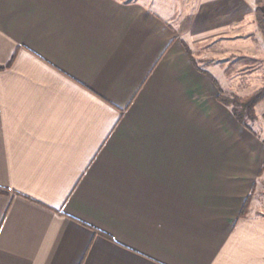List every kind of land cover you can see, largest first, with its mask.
I'll return each instance as SVG.
<instances>
[{
  "label": "crops",
  "instance_id": "1",
  "mask_svg": "<svg viewBox=\"0 0 264 264\" xmlns=\"http://www.w3.org/2000/svg\"><path fill=\"white\" fill-rule=\"evenodd\" d=\"M258 8L0 0V264H264Z\"/></svg>",
  "mask_w": 264,
  "mask_h": 264
},
{
  "label": "trees",
  "instance_id": "2",
  "mask_svg": "<svg viewBox=\"0 0 264 264\" xmlns=\"http://www.w3.org/2000/svg\"><path fill=\"white\" fill-rule=\"evenodd\" d=\"M257 13H258L259 26L264 35V20L259 8L257 9ZM219 89H220L219 100L224 105L231 107L235 117L240 121V123H242L244 126H246L249 129L246 120L247 119L253 120L256 118L255 106L264 100V88L258 89L257 91L253 92L252 94L246 97L230 95L225 91H223L220 87ZM3 192H5V190L0 188V193ZM249 201L250 198L247 199L242 209L241 212L242 215H245V213L247 212Z\"/></svg>",
  "mask_w": 264,
  "mask_h": 264
},
{
  "label": "rangeland",
  "instance_id": "3",
  "mask_svg": "<svg viewBox=\"0 0 264 264\" xmlns=\"http://www.w3.org/2000/svg\"><path fill=\"white\" fill-rule=\"evenodd\" d=\"M165 1L166 6L168 7V11L171 15L177 14V15H184L190 11L193 10L195 7L197 0H163ZM250 207V201H249V206ZM263 209H264V204H263ZM260 206V208H262Z\"/></svg>",
  "mask_w": 264,
  "mask_h": 264
}]
</instances>
